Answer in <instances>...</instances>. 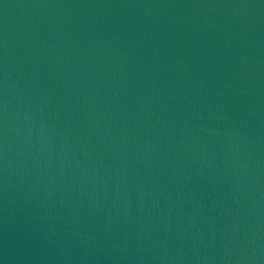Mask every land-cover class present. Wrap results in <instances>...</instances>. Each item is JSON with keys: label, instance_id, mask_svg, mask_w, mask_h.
I'll return each mask as SVG.
<instances>
[{"label": "water", "instance_id": "1", "mask_svg": "<svg viewBox=\"0 0 264 264\" xmlns=\"http://www.w3.org/2000/svg\"><path fill=\"white\" fill-rule=\"evenodd\" d=\"M0 264H264V0H0Z\"/></svg>", "mask_w": 264, "mask_h": 264}]
</instances>
